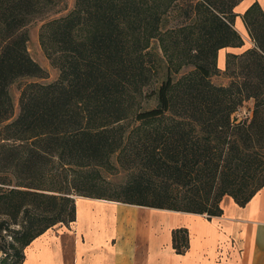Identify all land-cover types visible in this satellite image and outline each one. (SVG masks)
Instances as JSON below:
<instances>
[{
    "label": "trees",
    "instance_id": "16d2710c",
    "mask_svg": "<svg viewBox=\"0 0 264 264\" xmlns=\"http://www.w3.org/2000/svg\"><path fill=\"white\" fill-rule=\"evenodd\" d=\"M147 1L75 0L70 13L47 22L59 77L26 84L13 118L10 87L43 74L28 54L25 29L39 0H0V162L34 168L56 157L62 164L88 166L119 151L137 172L120 189L130 195L110 200L209 216L222 213L224 196L243 207L264 186L258 111L251 119L235 116L249 100L264 110V13L256 3L245 11L254 47L226 56L224 72L232 80L223 86L210 78L218 72L217 51L243 44L233 28V9L241 0H154V8ZM169 15L178 20L172 28L166 27ZM148 30L170 35L172 47L181 45L179 55L193 69L176 84L170 67L165 69L153 93L157 105L137 111L134 119L166 122L125 138L121 122L163 68V58L144 47L139 35ZM20 214L26 223L16 238L15 264L36 237L74 221V200L34 190L0 191V232L8 222L17 224ZM172 246L186 251L185 229L173 231Z\"/></svg>",
    "mask_w": 264,
    "mask_h": 264
},
{
    "label": "crops",
    "instance_id": "0c3cea01",
    "mask_svg": "<svg viewBox=\"0 0 264 264\" xmlns=\"http://www.w3.org/2000/svg\"><path fill=\"white\" fill-rule=\"evenodd\" d=\"M264 0H241L233 9L241 46L217 51L225 69L228 54L254 45L243 15ZM74 221L49 228L25 247L21 264H264V186L243 206L229 196L217 216L135 205L96 196H74ZM185 229L188 248L177 253L172 233Z\"/></svg>",
    "mask_w": 264,
    "mask_h": 264
},
{
    "label": "rangeland",
    "instance_id": "374dc122",
    "mask_svg": "<svg viewBox=\"0 0 264 264\" xmlns=\"http://www.w3.org/2000/svg\"><path fill=\"white\" fill-rule=\"evenodd\" d=\"M147 1V0H146ZM75 0H39L38 11L26 19L25 29L28 34L27 51L29 56L41 67L43 74L41 77H31L21 79L15 82L9 90L13 102L14 116L19 112V95L21 89L28 83L50 84L59 77V71L56 63L57 54L50 40L44 25L60 17L66 16L74 9ZM146 4L154 8V0L147 1ZM176 15V14H175ZM182 19V18H177ZM166 27L172 28L177 25L174 15H169ZM138 35V34H135ZM141 39L144 47L149 51L156 52L163 60L160 62L161 72L151 83L142 89V93L136 96L131 113L121 122L124 137H128L137 131L146 128L163 126L166 117L154 119L146 122H139L134 119L137 111H143L154 108L157 103L154 97V91L165 78V69L171 70L174 83H178L184 78L193 66L185 56L179 55L182 50L181 45L177 44L175 49L170 42V35H165L162 31L154 34V30L141 32ZM59 57V54H58ZM232 80L230 72L218 70L210 81L215 85L226 86ZM258 111L256 123L258 131L264 141V110L259 106L256 108L254 100L244 103V106L236 113V119H251L253 113ZM2 142L0 141V145ZM264 152V151H263ZM116 151L108 160L100 164H91L88 166L78 164H62L56 157L42 159V162L34 168L7 166L0 162V191H7L12 188L34 190L39 193L55 195L57 197L67 196L74 199V196L90 195L103 196L107 199L124 200L130 194L121 192V187L136 175L137 169H134L133 161L128 157L119 156ZM33 187L28 188V187ZM39 204L46 203L44 199L37 200ZM70 205L67 206L64 218H67ZM17 224L13 222L6 223V230L0 232V264H15L18 261L16 241L24 231L26 217L20 214ZM67 221L64 224L68 226ZM60 225L56 224L55 226ZM54 227V226H53Z\"/></svg>",
    "mask_w": 264,
    "mask_h": 264
}]
</instances>
